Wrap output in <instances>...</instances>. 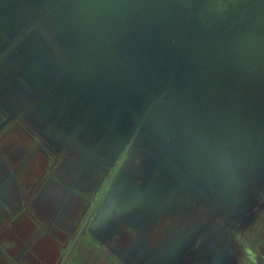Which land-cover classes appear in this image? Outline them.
I'll use <instances>...</instances> for the list:
<instances>
[{
    "label": "crops",
    "instance_id": "crops-1",
    "mask_svg": "<svg viewBox=\"0 0 264 264\" xmlns=\"http://www.w3.org/2000/svg\"><path fill=\"white\" fill-rule=\"evenodd\" d=\"M30 5L0 0V264L230 263L219 230L179 226L175 172L156 123L145 147L131 138L129 117L107 116L111 104L92 113L93 70L54 67L65 50ZM244 99L227 111L232 121L252 98ZM256 236L233 264H264V231Z\"/></svg>",
    "mask_w": 264,
    "mask_h": 264
},
{
    "label": "rangeland",
    "instance_id": "rangeland-1",
    "mask_svg": "<svg viewBox=\"0 0 264 264\" xmlns=\"http://www.w3.org/2000/svg\"><path fill=\"white\" fill-rule=\"evenodd\" d=\"M148 1L132 0L121 14L105 6L108 0H31L27 9L32 18L49 20L51 44L58 40L65 50L66 61L52 62L55 68L93 70L92 113L111 104L110 119L129 117L130 133L146 127L149 138L160 117L188 125L189 137L178 140L182 128L170 137L191 155L179 156L182 163L168 159L178 223L219 230V249L233 264L234 252L249 251L250 240L264 231V0H214L202 7L177 0L157 16ZM81 85L84 100L91 85L84 73ZM199 95L207 98L204 122L195 115L203 110L193 111L204 98L197 103ZM249 97L232 121L227 111Z\"/></svg>",
    "mask_w": 264,
    "mask_h": 264
},
{
    "label": "flooded vegetation",
    "instance_id": "flooded-vegetation-1",
    "mask_svg": "<svg viewBox=\"0 0 264 264\" xmlns=\"http://www.w3.org/2000/svg\"><path fill=\"white\" fill-rule=\"evenodd\" d=\"M219 89V88H218ZM203 90V89H202ZM220 90V89H219ZM194 94H197V93H194ZM194 97H196V96H194ZM204 97V95H199V99H198V102L197 103H199V100L201 99V98H203ZM206 100H207V98H203L202 100H201V102H200V106L202 107V110H203V112H201L200 114L199 113H197V114H195L196 116H197V118H198V120H200L201 122H204V119L203 120H201V119H199V118H204L205 116H204V114L206 113L205 112V108H204V105H205V103H207L206 102ZM195 107H197V106H195ZM193 111H197L196 109H193ZM155 120H156V118H155ZM176 119L175 118H173V117H169V116H165V117H160V118H158V120H156V129H157V131H158V129L160 130V132H161V136H160V145H161V149H163V151H166L167 152V156H170V158H172V159H175V160H178L177 159V157L179 158V156L180 157H182L183 158V156L185 157V160H187L186 159V156L188 157V159L191 157V155H189V154H186V152L185 153H183L181 150L179 151V150H177L176 149V142L174 141V140H171L170 139V137L174 134L173 133V131L175 130V127H176V129H177V127L178 128H182V129H184V131L185 132H183L182 134H178V136L180 137H178L177 136V138H178V140L179 139H182V140H184V139H186L187 137H189L188 136V125L187 124H182V126H181V124H179V122L178 121H175ZM140 122H141V119H140ZM138 129V127H136L135 129H134V131H132V134H131V138L133 137H139V139H138V142L139 143H141V141H143L144 140V138L145 137H147L148 135H147V132H146V127H143L142 128V131L143 132H140V133H136V130ZM141 129V128H140ZM202 133H203V135H205L206 136V133H205V131L204 130H200ZM149 137V136H148ZM164 139L166 140V141H164ZM145 142L144 143H146V144H148V145H150L149 144V142L148 141H146V140H144ZM142 144V143H141ZM156 144H157V142H156ZM142 145H144V144H142ZM145 147H147L146 145H144ZM156 147H158L157 145H155ZM188 146H189V148H196L195 146V144H193L191 141H190V143H188ZM179 148V147H178ZM181 149V148H180ZM156 153H157V151L156 150H154ZM179 160H180V162L182 163V161H181V159L179 158ZM161 161H162V159H161ZM160 161V165H161V171H162V162ZM172 163V162H171ZM199 184V183H198ZM191 220H192V217H191ZM203 229L201 228V229H198L197 230V232L198 233H200L201 231H202ZM195 233V232H194ZM200 236V235H199ZM196 237V236H195ZM194 237V238H195Z\"/></svg>",
    "mask_w": 264,
    "mask_h": 264
},
{
    "label": "water",
    "instance_id": "water-1",
    "mask_svg": "<svg viewBox=\"0 0 264 264\" xmlns=\"http://www.w3.org/2000/svg\"><path fill=\"white\" fill-rule=\"evenodd\" d=\"M173 1L175 2L177 0H149L147 6L149 9V12L155 13V15L157 16L165 8L166 9H172L174 7ZM180 1L193 3L192 0H180ZM213 1L214 0H195V2H197L198 7L199 6L202 7L204 4H206V6H212L215 4ZM105 3H107V2H105ZM130 4H132V0H108V4L105 6H107L108 9L115 10L121 14V13H124V11H126L128 9ZM153 18L154 17H150L148 19V22L151 21ZM159 20L160 19H158L156 23H158ZM158 27H153V28L157 29ZM99 31H101V29H99ZM151 33H153V32H151ZM101 34H102V32H101ZM241 103H244V102H241ZM230 114L233 118V116H234L233 111H231ZM263 117H264V114H263Z\"/></svg>",
    "mask_w": 264,
    "mask_h": 264
}]
</instances>
